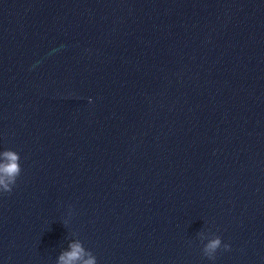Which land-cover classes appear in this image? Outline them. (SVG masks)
I'll return each mask as SVG.
<instances>
[{
	"label": "clouds",
	"instance_id": "9594fccd",
	"mask_svg": "<svg viewBox=\"0 0 264 264\" xmlns=\"http://www.w3.org/2000/svg\"><path fill=\"white\" fill-rule=\"evenodd\" d=\"M0 157V192L10 194L22 171L20 156L14 150L5 149L0 151ZM221 247L225 251L230 250V245L222 244L221 238L216 236L204 245L203 255L209 260H214L217 250ZM69 248L70 250L59 255L57 264H97L96 257L86 251L79 241L71 243Z\"/></svg>",
	"mask_w": 264,
	"mask_h": 264
}]
</instances>
